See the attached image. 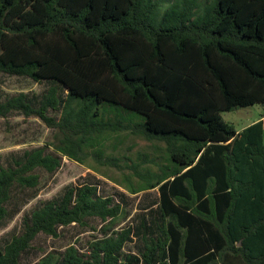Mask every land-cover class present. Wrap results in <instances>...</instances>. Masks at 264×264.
Instances as JSON below:
<instances>
[{
    "label": "trees",
    "instance_id": "1",
    "mask_svg": "<svg viewBox=\"0 0 264 264\" xmlns=\"http://www.w3.org/2000/svg\"><path fill=\"white\" fill-rule=\"evenodd\" d=\"M160 8L0 0V77L47 85L0 96V118H38L60 135L0 164V229L65 159L133 170L131 194L159 192L125 225V193L103 196L98 181L69 185L0 239V264H21L40 236L58 239L69 227L90 233L86 247L53 249L36 264H264V120L239 131L223 117L264 107V0ZM123 133L165 143L167 163L142 170L104 158L107 138Z\"/></svg>",
    "mask_w": 264,
    "mask_h": 264
},
{
    "label": "rangeland",
    "instance_id": "2",
    "mask_svg": "<svg viewBox=\"0 0 264 264\" xmlns=\"http://www.w3.org/2000/svg\"><path fill=\"white\" fill-rule=\"evenodd\" d=\"M160 1V10L164 14L178 0H157ZM212 0H202V3ZM47 85L37 84L28 77H0V96L14 95L21 92L41 93ZM264 116V107L257 104L255 106L235 109L232 112L223 113L224 119L233 124L239 131L244 130L250 125L258 122ZM60 137L56 131L49 129L40 119H25L20 115H13L8 119L0 118V164L14 152H20L24 149H31L42 146L48 142H57ZM166 144L159 141H148L141 137H135L129 133L109 136L106 141V153L104 158H113L120 160V164L125 166L126 158L128 164H141L142 170L150 168L157 170V165L166 164ZM147 162L142 163L145 157ZM133 175V170L117 169L111 167L108 162H99L93 158L80 164L68 159L64 160L60 171L51 177L42 173V181L38 187L39 193L35 199H31L22 211L8 225L0 229V239L9 240L14 231H19L21 222L26 214H30L32 209L50 201L59 198L65 188L69 185H80L83 183L98 181L103 196H118L117 192L125 193L129 197L130 205L128 207L129 218L125 225L133 223L135 215L145 209L146 205L151 204L154 199L159 198L158 190H151L139 195H133L127 189L125 178ZM132 177V176H131ZM126 183V184H124ZM27 198L24 197V200ZM120 202L122 200H119ZM81 229L69 227L62 231L58 239L40 236L35 242L38 252H32L24 258L21 264H36L38 259L53 249H65L71 244H76L80 248L86 247L90 233L80 234ZM78 237V238H77ZM79 242V244H77Z\"/></svg>",
    "mask_w": 264,
    "mask_h": 264
},
{
    "label": "crops",
    "instance_id": "3",
    "mask_svg": "<svg viewBox=\"0 0 264 264\" xmlns=\"http://www.w3.org/2000/svg\"><path fill=\"white\" fill-rule=\"evenodd\" d=\"M262 120H264V116L262 117ZM155 190H157V189H155ZM148 192V191H147ZM144 193H146V192H144ZM127 195V194H126ZM139 195V194H138ZM128 196V195H127Z\"/></svg>",
    "mask_w": 264,
    "mask_h": 264
}]
</instances>
